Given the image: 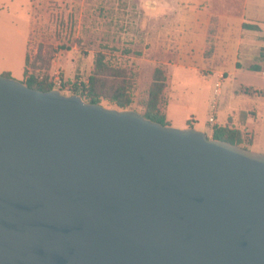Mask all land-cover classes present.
<instances>
[{
    "label": "water",
    "instance_id": "obj_1",
    "mask_svg": "<svg viewBox=\"0 0 264 264\" xmlns=\"http://www.w3.org/2000/svg\"><path fill=\"white\" fill-rule=\"evenodd\" d=\"M0 264H264V153L0 75Z\"/></svg>",
    "mask_w": 264,
    "mask_h": 264
},
{
    "label": "rangeland",
    "instance_id": "obj_2",
    "mask_svg": "<svg viewBox=\"0 0 264 264\" xmlns=\"http://www.w3.org/2000/svg\"><path fill=\"white\" fill-rule=\"evenodd\" d=\"M184 1L165 6L156 0H0V75L9 71L12 78L24 81L26 53L31 62L41 53L50 60L41 74L49 77L55 89L72 95L76 84L81 88L88 82L95 56L103 53L114 66L138 74L136 107L154 67L173 63L185 47L175 35ZM170 76L171 106H190L211 138L208 118L215 76L176 67L171 68ZM261 82L257 78V84ZM222 91L217 98L221 124L227 121L231 107H244L240 100L229 98L226 87ZM101 105L112 108L106 100ZM172 119L179 122L178 117ZM243 145L264 153V122H257L253 141Z\"/></svg>",
    "mask_w": 264,
    "mask_h": 264
},
{
    "label": "crops",
    "instance_id": "obj_3",
    "mask_svg": "<svg viewBox=\"0 0 264 264\" xmlns=\"http://www.w3.org/2000/svg\"><path fill=\"white\" fill-rule=\"evenodd\" d=\"M156 1L165 6L174 2ZM181 4L179 8L184 14L176 25L175 35L177 42L185 47L173 63H168L167 101L172 91V67L213 75L215 83L222 82L221 91L226 87L229 98L240 100L244 105L239 109L231 107L227 121L222 124L231 123L241 130L251 131V143L257 132V122H264V96L257 93L264 90V62L260 61L264 48V0H185ZM210 43L212 53L207 56ZM257 66L260 67L258 71L253 69ZM257 78L263 82L257 84ZM165 113L173 126L183 129L189 127L190 122V127L204 131L190 106L172 107L168 101ZM211 114L212 111L209 117ZM177 117L179 122L173 123L172 118ZM216 124H221L217 109ZM209 126L213 131L214 126Z\"/></svg>",
    "mask_w": 264,
    "mask_h": 264
},
{
    "label": "trees",
    "instance_id": "obj_4",
    "mask_svg": "<svg viewBox=\"0 0 264 264\" xmlns=\"http://www.w3.org/2000/svg\"><path fill=\"white\" fill-rule=\"evenodd\" d=\"M248 27V26H247ZM212 53V43L209 44L206 55ZM260 61L264 62V48L260 52ZM50 60L41 53L35 60L30 61L28 54L25 56L24 81L28 87L40 91L55 89L54 83L47 75L41 74V69L46 68ZM257 71L260 69L259 66ZM3 76L11 78L10 72H4ZM138 74L123 66H114L111 60L103 53H98L93 62V68L86 84L78 88L74 86L73 94L80 95L87 103L102 104L103 100L108 105L118 110H135L144 117L169 125L165 107L167 106L166 89L169 80L168 66L157 65L150 74V80L143 86V94L135 105L136 78ZM80 89V91L78 90ZM79 91V92H78ZM264 96V90L257 92ZM189 126H192L189 122ZM244 130L231 123L216 124L213 127V139L225 140L230 143L245 147L243 140Z\"/></svg>",
    "mask_w": 264,
    "mask_h": 264
},
{
    "label": "built area",
    "instance_id": "obj_5",
    "mask_svg": "<svg viewBox=\"0 0 264 264\" xmlns=\"http://www.w3.org/2000/svg\"><path fill=\"white\" fill-rule=\"evenodd\" d=\"M60 83V82H59ZM221 87H222V82L218 81L215 83V97H214V101L212 103V114L209 117V123L213 126L216 125V109H217V98L221 93ZM251 131L249 130H245L244 134H243V139L244 141H249L251 139Z\"/></svg>",
    "mask_w": 264,
    "mask_h": 264
}]
</instances>
